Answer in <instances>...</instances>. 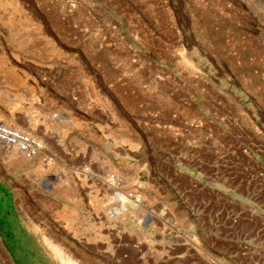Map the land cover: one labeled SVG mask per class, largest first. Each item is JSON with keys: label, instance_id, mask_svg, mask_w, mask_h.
I'll list each match as a JSON object with an SVG mask.
<instances>
[{"label": "rangeland", "instance_id": "obj_1", "mask_svg": "<svg viewBox=\"0 0 264 264\" xmlns=\"http://www.w3.org/2000/svg\"><path fill=\"white\" fill-rule=\"evenodd\" d=\"M0 120V264H264V0H0Z\"/></svg>", "mask_w": 264, "mask_h": 264}, {"label": "crops", "instance_id": "obj_2", "mask_svg": "<svg viewBox=\"0 0 264 264\" xmlns=\"http://www.w3.org/2000/svg\"><path fill=\"white\" fill-rule=\"evenodd\" d=\"M15 163H19L15 161ZM14 178V177H13ZM48 177L44 178L47 181ZM12 178L0 177V243L4 246H21L25 248L33 247L37 245L36 241L31 235H21L22 221L20 218V196L18 190L12 183ZM14 181V180H13ZM73 193V190L71 191ZM77 197V190H76ZM43 197L50 198V193L45 191ZM77 200V198H76ZM63 203V202H62ZM44 240L46 238H43ZM43 241V240H42ZM47 244H52L46 239ZM45 242L43 244L47 245ZM27 251V250H26ZM28 254H31V250L28 249ZM27 256H24V260H27ZM49 262V261H47Z\"/></svg>", "mask_w": 264, "mask_h": 264}, {"label": "built area", "instance_id": "obj_3", "mask_svg": "<svg viewBox=\"0 0 264 264\" xmlns=\"http://www.w3.org/2000/svg\"><path fill=\"white\" fill-rule=\"evenodd\" d=\"M0 145L6 150H13L20 153L28 160L40 158L43 163L49 161V157L46 154L45 146L43 142L35 137H32L24 132H21L0 120ZM123 193L131 200L140 198L133 192H121L117 191L114 193ZM129 209H127L128 211ZM162 214L163 211L161 210ZM160 214V215H161Z\"/></svg>", "mask_w": 264, "mask_h": 264}, {"label": "bare ground", "instance_id": "obj_4", "mask_svg": "<svg viewBox=\"0 0 264 264\" xmlns=\"http://www.w3.org/2000/svg\"><path fill=\"white\" fill-rule=\"evenodd\" d=\"M110 186H113V187H115L114 186V184L113 183H110ZM118 199V200H117ZM116 200L117 201H120V202H122V207L121 208H112V209H110V212H109V215L111 216V217H118L119 215H121L122 213H123V211L125 210L124 208H125V206L128 204V205H131V206H133V208L134 207H136L137 205V201H131V200H129L127 197H125V196H123V195H121V194H117V197H116ZM44 240V239H43ZM44 242H45V240H44ZM50 245V244H49ZM48 245V246H49ZM51 247V246H50ZM53 249V248H52ZM58 252V251H57ZM61 251H59L58 253H60ZM56 253V252H55ZM63 253V252H62ZM61 254V253H60ZM64 255V254H63ZM57 256H59L58 254H57ZM73 257V256H72ZM61 261H62V259L60 258V257H58ZM55 259V258H54ZM68 259V258H67ZM69 259H71V257L69 258ZM68 259V260H69ZM56 260V259H55ZM72 260V259H71ZM70 260V261H71ZM66 262V261H65ZM76 262V261H75ZM64 263V262H63ZM62 263V264H63ZM72 263H74V262H67V264H72ZM77 263V262H76ZM78 264V263H77Z\"/></svg>", "mask_w": 264, "mask_h": 264}]
</instances>
